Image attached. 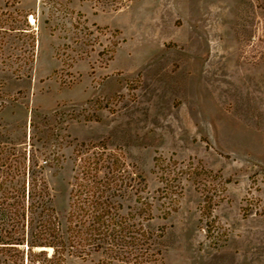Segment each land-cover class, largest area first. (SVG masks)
<instances>
[{"label":"rangeland","instance_id":"obj_1","mask_svg":"<svg viewBox=\"0 0 264 264\" xmlns=\"http://www.w3.org/2000/svg\"><path fill=\"white\" fill-rule=\"evenodd\" d=\"M101 141L144 180L164 264H264V0H0V159L32 153L64 222ZM156 159L202 172L167 219Z\"/></svg>","mask_w":264,"mask_h":264},{"label":"trees","instance_id":"obj_2","mask_svg":"<svg viewBox=\"0 0 264 264\" xmlns=\"http://www.w3.org/2000/svg\"><path fill=\"white\" fill-rule=\"evenodd\" d=\"M92 1L117 10L130 0ZM4 150L8 155L0 159V264H65L70 257L95 254L101 257L98 264H164L160 240L165 228L147 227L154 218L153 203L143 196L147 186L103 141L81 143L75 150L64 222L53 206L45 167L32 153L17 154L16 147L7 145ZM156 168L161 216L167 219L179 204L182 177L202 172L178 168L174 162L164 166L161 159H156ZM170 173L171 179L166 177ZM213 205L214 198L205 196L204 212Z\"/></svg>","mask_w":264,"mask_h":264}]
</instances>
